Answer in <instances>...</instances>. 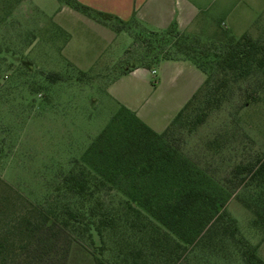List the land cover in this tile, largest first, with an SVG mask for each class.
I'll return each instance as SVG.
<instances>
[{
  "label": "trees",
  "instance_id": "obj_1",
  "mask_svg": "<svg viewBox=\"0 0 264 264\" xmlns=\"http://www.w3.org/2000/svg\"><path fill=\"white\" fill-rule=\"evenodd\" d=\"M59 2L108 24L117 33L131 36L130 25H138L77 0ZM1 21L6 25L4 17ZM145 31L151 38L146 47L168 48L119 75L138 67L151 69L161 61L181 60L205 76L203 84L160 133L122 107L131 116L124 131L116 137L101 133L82 159L72 160L69 168L58 172L43 201H29L0 178V264H67L75 239L93 246L94 264H110L104 257L110 235L118 237L114 240L116 264H187L189 256L199 252L206 257L224 256L233 242L239 245L245 264H264L258 247L239 238L223 196L244 190L239 202L252 212L253 227L264 232V153L233 164L221 182L212 180L214 171L205 180L211 171L182 155L179 133L200 95L208 109L211 101L231 93L229 82L236 84L264 73V41H255L248 33L235 38L222 31L228 39L212 51L199 48L176 23L163 31ZM131 38L136 41L139 36ZM3 59L0 55V65ZM219 73L222 76L216 84ZM48 78L56 81L59 76L48 74ZM256 89L247 93L244 106L259 99ZM204 115L190 123V131L204 122ZM209 144L216 147L217 141ZM118 193L124 197L116 203L113 195Z\"/></svg>",
  "mask_w": 264,
  "mask_h": 264
},
{
  "label": "rangeland",
  "instance_id": "obj_2",
  "mask_svg": "<svg viewBox=\"0 0 264 264\" xmlns=\"http://www.w3.org/2000/svg\"><path fill=\"white\" fill-rule=\"evenodd\" d=\"M205 5L204 16L211 24L184 33L199 48L217 51L228 39L222 31L235 38L248 33L255 41H264V0H205ZM60 8L59 0H0V55L4 58L0 65V178L31 202L50 195L58 172L69 168L72 160L82 159L101 133L116 137L124 131L131 116L107 95L108 83L123 69L141 60L148 62L154 53L168 48L146 47L151 38L135 23L129 29L138 40L123 32L113 42L78 25L73 52L65 54V35L53 23ZM68 57L92 66L81 71ZM48 74H57L59 79L52 81ZM221 76L217 75L216 84ZM155 82L157 75L147 87V96L159 102V93L167 88L155 89ZM229 86L231 93L211 101L208 109L200 95L179 132L182 155L211 171L205 180L214 171L212 180L221 182L233 164L264 153V73L236 84L229 82ZM253 87L259 99L244 106ZM164 107L162 102L156 105L144 122L156 129L163 127L169 115ZM203 114L204 122L190 131V123ZM213 140L216 147L209 144ZM211 185L218 190L217 184ZM223 196L239 238L259 248L264 232L253 227L252 212L239 202L238 197H245L244 190ZM123 197L113 195L114 202ZM116 238L106 237L104 257L110 264L118 261ZM238 248L233 242L224 256L206 257L199 252L189 256L187 264H245ZM93 251L88 241L75 239L67 264H94ZM259 255L264 257L263 252Z\"/></svg>",
  "mask_w": 264,
  "mask_h": 264
},
{
  "label": "crops",
  "instance_id": "obj_3",
  "mask_svg": "<svg viewBox=\"0 0 264 264\" xmlns=\"http://www.w3.org/2000/svg\"><path fill=\"white\" fill-rule=\"evenodd\" d=\"M98 12L108 14L129 22L134 20L140 27L148 31H163L171 24L176 23L183 33L198 30L200 26L211 24L205 16V0H77ZM54 25L65 35L62 51L67 54L73 52L72 42L75 40V30L78 25L88 31L102 36L103 41L113 42L118 34L108 24L101 23L68 6L62 5L55 17ZM126 33V32H125ZM128 34V33H127ZM67 61L81 71L89 70L90 64L67 58ZM89 67V68H88ZM157 75L155 89L160 85L166 86L167 91L160 92L159 102L150 100L147 96V87L150 86L153 76ZM205 76L187 61H161L151 69L133 68L112 79L106 88L107 95L114 99L120 107L134 113L143 123L144 117L161 102L167 111L168 121L160 129L153 131L160 133L169 125L176 114L191 99L201 87ZM146 92H145V91ZM158 103V104H157ZM264 254V241L257 253ZM259 257L264 261V257Z\"/></svg>",
  "mask_w": 264,
  "mask_h": 264
}]
</instances>
